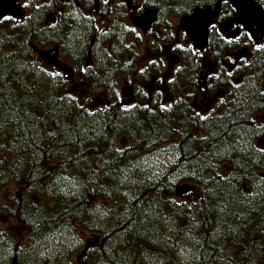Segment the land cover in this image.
I'll return each instance as SVG.
<instances>
[{
    "label": "trees",
    "instance_id": "trees-1",
    "mask_svg": "<svg viewBox=\"0 0 264 264\" xmlns=\"http://www.w3.org/2000/svg\"><path fill=\"white\" fill-rule=\"evenodd\" d=\"M137 1L140 10L177 17L215 2ZM255 1L264 9V0ZM22 8L21 17L0 20V197L10 184L21 185L1 214L25 231V239L17 244L0 231V264H58L49 252L38 262L35 247L57 243L72 224L100 235L90 264H157L151 259L159 255L158 264H183L179 255L188 246L189 264H264V152L258 151L264 149V49L254 46L249 64L233 72L240 80L226 73L214 83L227 92L222 113L197 115L185 92L193 86V54L180 35L182 66L170 80L178 103L155 99L152 108L138 87L142 104L127 109L118 101L117 80L135 70L139 37L132 27L96 24L89 0H27ZM107 14L104 9L100 17ZM231 16L222 3L221 19ZM160 42L170 43L169 33ZM208 44L216 48L212 32ZM152 45L158 52L155 40ZM46 49L73 65V79L53 70ZM74 80L102 91L110 105H79L67 86ZM117 136L127 140L122 148ZM163 146L170 148L165 170L144 173L145 158ZM179 184L194 186L196 199L178 201ZM101 201L111 205L102 217L96 215ZM172 223L176 232L168 228ZM124 237L123 250L110 247ZM141 246L150 249V260L139 255ZM67 256L59 264H69Z\"/></svg>",
    "mask_w": 264,
    "mask_h": 264
},
{
    "label": "flooded vegetation",
    "instance_id": "flooded-vegetation-1",
    "mask_svg": "<svg viewBox=\"0 0 264 264\" xmlns=\"http://www.w3.org/2000/svg\"><path fill=\"white\" fill-rule=\"evenodd\" d=\"M89 2L92 5L97 18L100 19V21H106L110 26L111 25L113 26V22L115 21L118 24V26L123 25L127 30H130V28L132 27L136 31V33L139 31L144 37L147 38V40H149V46H150L149 48L151 53H153L155 56L160 55L159 56L160 63H155V64L151 63L150 66H148L147 63H144L143 65H141L142 66L141 69L138 68L137 61L139 58L137 57L135 70L131 74V78H132L131 82H133V84L137 82V86L133 87L132 85V89H131L132 93L130 92L128 94L129 95L128 99L130 100L129 103L123 104L124 102H120V105L124 106L123 108H127V109L133 107V105L135 104L137 105L142 104L139 103L136 99V92H137L136 88L138 87L141 89V91L148 94L149 104L147 105L152 108L154 106L151 105V103L155 99L160 100L161 104L164 105L163 104L164 98L162 97V95H168V100H169L167 103L168 105L165 106L176 105L178 103L180 98L179 92L178 90L170 89V80L172 81L174 80V78L177 75L178 69L182 66L180 63L181 62L180 56L177 54V45L180 35H184L186 37L188 45L193 54L191 63L188 65V77L189 80L193 82L192 84L193 86H190L185 91L188 93V95H191V100L194 99L196 95V91L198 90L199 86L205 87L203 91L204 99H206L205 97H207V95L214 96L213 93H215L217 89H220L216 87V84L214 85V83L216 81H219L226 73L232 75L231 79L233 81L237 82L238 80H240L241 77L238 75L235 76L233 72L239 70L241 64L243 63L249 64L251 59L252 49L254 48V46H259L264 44V39L259 44L255 43L251 39L250 34L245 32L241 26H238V35L233 38H228L226 37L225 34H222L219 31V24L226 20L231 19L234 15V9L228 4L232 10V16L227 19H221L222 3L225 2L221 3L220 13L218 14L217 20L214 22V24H212L215 25V29H213L212 26H210L208 32V39L210 36V32H212V37L214 39L216 48L213 51H211L208 46L209 44H207V47L203 53H200L197 50L193 49L192 43L190 42V40H188L187 36L178 30V20L180 17H177L171 13H167L165 16H161L158 9H153L148 7H143L142 10H140V3L137 0H89ZM145 8L156 11V21L154 24L150 26L148 32L143 34L140 30H138L133 26L132 20L135 17L139 16ZM104 9L108 13L107 19L100 17V14L104 11ZM192 11L189 13V15L192 13ZM116 12H118L119 14H116ZM173 18L177 20L176 25L172 23ZM94 21L96 24H98L96 18H94ZM155 29L158 30V33L154 31ZM235 29L236 27L234 26L231 31ZM165 31L166 34L169 33V36L171 38L170 43L160 42V38L163 36V32ZM154 40L159 48L158 52L154 51V47L152 45V42ZM227 41H231L230 44L233 45V48L231 49L219 48L220 45L222 46L223 42L225 43ZM164 48H167L166 51L167 53L178 56L179 59L176 63H171L169 61V59L164 54ZM243 49H246L245 54L237 57L235 54ZM45 55L46 54H44L43 57L49 63H51L52 59L58 60L57 58L58 56L63 61V63L62 61L61 62L59 60L58 61L66 67L65 71H61L63 75H65V77L69 80L75 77V74L73 72L74 67L68 60L61 58L56 52H54L50 58L48 55L46 56ZM203 58H207L208 67H202ZM162 66L165 67L164 72L162 71ZM51 67L53 68V70L54 69L57 70L52 64ZM140 78L142 79L141 82L139 80ZM145 79H147L148 82H142L143 80L146 81ZM149 83L155 87L154 92H149V87H148ZM195 83L196 85L194 86ZM223 90H224V96L220 99L219 103L215 105L214 109L211 112H209L211 113V115L222 113L223 111L222 103H226L229 101L226 99V95H227L226 90L224 88Z\"/></svg>",
    "mask_w": 264,
    "mask_h": 264
},
{
    "label": "rangeland",
    "instance_id": "rangeland-1",
    "mask_svg": "<svg viewBox=\"0 0 264 264\" xmlns=\"http://www.w3.org/2000/svg\"><path fill=\"white\" fill-rule=\"evenodd\" d=\"M135 5V4H132ZM93 15L94 18H96V21L98 25L100 26H108V22L106 21H100V19L97 18L96 13L94 11ZM172 23L174 25L177 24L176 19H172ZM158 33V30L155 29ZM139 37V47H138V68L141 69V65L144 63H147L148 66L155 63H160L159 56L160 55H154L150 51L149 46V40H147L146 37H144L139 31L136 33ZM131 40V38H130ZM43 52L49 56V58L52 55V52L49 49L43 50ZM45 55V56H46ZM58 60L61 62L62 60L57 56ZM42 60H45L42 58ZM63 63V61H62ZM242 66V64H241ZM241 68V67H240ZM165 67L162 66V71L164 72ZM73 79V78H72ZM131 75L129 79H124L122 77H119L117 80V95L120 102H125L128 100V94L131 92L132 85L133 87L137 86V82L133 84L131 82ZM71 82V81H70ZM264 84V83H263ZM69 89V93L77 100L79 105L85 106L87 109H95V108H105L110 105L109 100L103 95V92L100 90H93L89 85L86 84H80L76 82V80L72 81L70 84L67 85ZM149 92H154V86L150 83L148 84ZM137 89V88H136ZM200 89V90H199ZM205 87L199 86L198 90L196 91V95L193 102L191 103L193 109L195 112L205 114L211 112L215 105H217L220 101V99L224 96V90L220 87V89H217L215 93H213L214 96H208L203 98V91ZM132 93V92H131ZM163 104L168 105V95H162ZM217 101H216V100ZM264 121V120H263ZM125 136H117L116 137V143L118 148H122L127 144ZM170 148L169 146H163L158 149H156L153 153L148 155L145 158L144 163V169L143 172L152 175L154 177L155 175L161 173L163 170H165V166L167 165L168 161V154H169ZM142 170V169H141ZM21 185L17 184H10L7 188H5L2 191V195L0 197V231H4L13 241H15L17 244H22L25 239V231L12 219L4 216L1 214V207L4 206L8 199L13 196L15 193H17L20 190ZM181 186L187 187L186 190L183 192H180L178 188ZM190 194V195H189ZM197 189L192 185H184L179 184L178 187L175 188V198L178 201L183 202H189L190 199H196ZM101 206L96 212L97 216H103L105 213V209L103 208H110L111 205L108 201H101L99 203ZM183 222V221H182ZM168 228L174 232L178 230V226L175 224H169ZM69 230L63 231L59 235V240L57 243L46 242L42 245L36 246L35 250L38 251V253H41V256L37 254L35 258L38 260L41 259V257L44 256L45 252L52 253V255L55 253L57 258L59 259L58 264L60 261L64 259V256L68 255L66 260L69 264H90L89 259L95 260V255L93 254L95 248H97L98 243L100 242V235L98 233H91L87 230H85L80 224H72V226L68 228ZM173 232V233H174ZM127 238H119L118 240L112 241L109 245L110 247H113L115 250L120 249L123 250L125 246H127L126 243ZM130 239V238H129ZM131 240V239H130ZM138 246H140L137 243ZM192 246V243L191 245ZM141 250H145V252H140L139 255L145 256V261L150 260V254L147 253L149 248L146 246L139 247ZM183 249V247H182ZM193 249L192 247L185 248L180 253L179 258L181 259L183 264H189V262L193 259ZM157 262V264L162 261L161 256H157L155 259H151Z\"/></svg>",
    "mask_w": 264,
    "mask_h": 264
},
{
    "label": "water",
    "instance_id": "water-1",
    "mask_svg": "<svg viewBox=\"0 0 264 264\" xmlns=\"http://www.w3.org/2000/svg\"><path fill=\"white\" fill-rule=\"evenodd\" d=\"M27 0H0V20L5 17L19 18L22 16V3ZM225 2L234 9V15L231 19L219 24V31L228 38L238 35V26H241L245 32L249 33L251 39L259 44L264 39V9L255 0H216L211 7L195 8L190 15L181 16L178 20V30L184 33L188 40L192 43L193 49L203 53L208 44V32L210 26L217 20L220 13L221 3ZM156 21V11L145 8L142 13L132 20L135 28L143 34L147 33L150 26ZM235 30L231 31L233 27ZM164 48V54L171 63L178 61L177 55L167 53ZM246 52L243 49L235 55L242 56ZM91 62V54L88 52L85 66H89ZM51 64L60 71H65L66 67L58 60L52 59ZM202 67H208L207 58H203ZM264 89V86H263ZM126 100L123 104L129 103ZM180 192L184 191V187L178 188ZM11 264H17L13 260Z\"/></svg>",
    "mask_w": 264,
    "mask_h": 264
},
{
    "label": "snow or ice",
    "instance_id": "snow-or-ice-1",
    "mask_svg": "<svg viewBox=\"0 0 264 264\" xmlns=\"http://www.w3.org/2000/svg\"><path fill=\"white\" fill-rule=\"evenodd\" d=\"M212 28L215 29V25H212ZM227 42L231 43V41H227ZM260 49H264V45H259L257 50H260ZM56 75H59V74L57 73ZM261 94L264 95V93H261ZM197 115H200V114L197 113ZM201 119H204V117L201 116ZM261 126L264 127V125H261ZM258 151L264 152V149H258Z\"/></svg>",
    "mask_w": 264,
    "mask_h": 264
}]
</instances>
